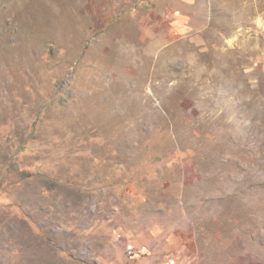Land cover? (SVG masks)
<instances>
[{"label": "rangeland", "instance_id": "obj_1", "mask_svg": "<svg viewBox=\"0 0 264 264\" xmlns=\"http://www.w3.org/2000/svg\"><path fill=\"white\" fill-rule=\"evenodd\" d=\"M198 5L0 0V264H264V0Z\"/></svg>", "mask_w": 264, "mask_h": 264}, {"label": "crops", "instance_id": "obj_2", "mask_svg": "<svg viewBox=\"0 0 264 264\" xmlns=\"http://www.w3.org/2000/svg\"><path fill=\"white\" fill-rule=\"evenodd\" d=\"M175 3V5H178V4H183V5H186V6H188L189 8H191V7H193V6H195V8H199V9H202L201 7H200V5H198V0L196 1V5H194L195 4V0H172V3ZM199 9H197V10H199ZM196 10V11H197ZM202 10H204V9H202ZM176 17V16H175ZM177 18H181V19H185V17L184 16H177ZM202 19V18H201ZM200 19V20H201ZM174 21H176V19H173ZM181 23V22H180Z\"/></svg>", "mask_w": 264, "mask_h": 264}]
</instances>
